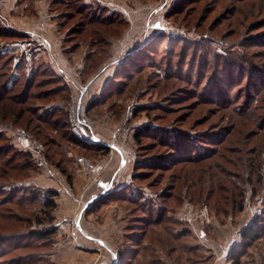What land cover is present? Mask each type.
<instances>
[{
  "label": "rangeland",
  "instance_id": "obj_1",
  "mask_svg": "<svg viewBox=\"0 0 264 264\" xmlns=\"http://www.w3.org/2000/svg\"><path fill=\"white\" fill-rule=\"evenodd\" d=\"M23 87L0 264H264V0H0V93Z\"/></svg>",
  "mask_w": 264,
  "mask_h": 264
},
{
  "label": "trees",
  "instance_id": "obj_2",
  "mask_svg": "<svg viewBox=\"0 0 264 264\" xmlns=\"http://www.w3.org/2000/svg\"><path fill=\"white\" fill-rule=\"evenodd\" d=\"M92 23V21H89ZM246 68H241V71H242V74H246ZM29 95H28V91H27V87H23V89L21 90V92H19L18 95H15V96H12V97H4V94L0 93V100H10V101H13L11 103H17V104H21L22 102H24L26 99H29ZM21 110V109H20ZM138 136H139V132H137L135 134V137L136 139H138ZM57 192L54 191V190H50L49 193H48V196L46 197V199L44 200V205L49 208V209H53L56 205L53 197L54 195L56 194ZM255 224H259L260 221H256L254 222ZM257 228L254 227V226H251V227H248L246 232L243 233V237L244 239H247V238H251L255 235H257ZM52 233H54V228H48V229H43V230H36V231H33L32 234L34 237L36 238H45V237H48L49 235H51ZM236 253H234V255H232L234 258H236Z\"/></svg>",
  "mask_w": 264,
  "mask_h": 264
},
{
  "label": "crops",
  "instance_id": "obj_3",
  "mask_svg": "<svg viewBox=\"0 0 264 264\" xmlns=\"http://www.w3.org/2000/svg\"><path fill=\"white\" fill-rule=\"evenodd\" d=\"M115 149H116V148H115ZM118 149H119V148H118ZM119 150H120V149H119ZM122 156H123V155H122ZM122 158H123V157H122ZM122 158H121V159H122ZM109 166L111 167V165H109ZM107 167H108V166H107ZM107 167H106V168H107ZM108 170H109V169H107V170L105 171V173H104L102 176L99 177L98 182H101L100 180L105 181L104 179H105L107 176L105 177L104 175H105V174H106V175L108 174V176H109V174H110V171H108ZM63 211L65 212V210H63ZM92 235H93V234L88 235L87 238L92 240V239L94 238V236H92ZM95 238H96V237H95ZM96 239H98V238H96ZM100 243H102V242H100ZM104 245H106V244H104ZM106 246H108V245H106ZM65 252H66L67 255H68V253H69V256L66 255V257H64V258H65V262L67 261L66 259L70 257V255H75V256H77V257H79V256L82 257V256L85 255L86 259H88V261H89L87 264H104V263H105L104 259H102V258H101L100 261H98V258L101 257V256H100V254H97V253H95V254H89V253H88V254H82V253H79L78 250H73V251H71V252H70V251L67 252V251L65 250ZM69 261H70V260H68L67 264L69 263ZM69 264H71V263H69ZM74 264H76V262H75ZM80 264H82V263H80Z\"/></svg>",
  "mask_w": 264,
  "mask_h": 264
},
{
  "label": "built area",
  "instance_id": "obj_4",
  "mask_svg": "<svg viewBox=\"0 0 264 264\" xmlns=\"http://www.w3.org/2000/svg\"><path fill=\"white\" fill-rule=\"evenodd\" d=\"M73 128L75 129V124H73ZM76 132H77L78 135H80V133H79V131L77 130V128H76ZM20 142H21V143H24L25 141H24L23 138H21V139H20Z\"/></svg>",
  "mask_w": 264,
  "mask_h": 264
}]
</instances>
